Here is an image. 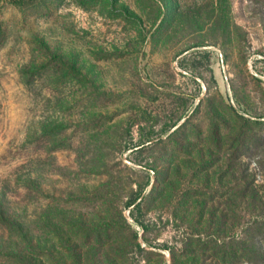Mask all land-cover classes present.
Instances as JSON below:
<instances>
[{
	"label": "rangeland",
	"instance_id": "rangeland-1",
	"mask_svg": "<svg viewBox=\"0 0 264 264\" xmlns=\"http://www.w3.org/2000/svg\"><path fill=\"white\" fill-rule=\"evenodd\" d=\"M257 210L264 0H0V264H221Z\"/></svg>",
	"mask_w": 264,
	"mask_h": 264
},
{
	"label": "trees",
	"instance_id": "trees-1",
	"mask_svg": "<svg viewBox=\"0 0 264 264\" xmlns=\"http://www.w3.org/2000/svg\"><path fill=\"white\" fill-rule=\"evenodd\" d=\"M10 3H18L21 0H9ZM206 50H200L197 52L205 53ZM207 53V52H206ZM209 54H204L208 59ZM35 69H42L43 71L48 68L43 65H35ZM54 71L59 69V67L54 66ZM41 70V71H42ZM48 70V69H47ZM35 83L31 80H25V84ZM59 149V144L56 146L52 145L46 150L47 155H50L51 152L57 151ZM138 206V205H137ZM261 211L255 212L254 218L256 219L249 228L243 231L241 240H229L228 242H223L222 245L216 244L212 241V247L209 249V245H206L203 248H199L200 251L211 250L213 256L217 258L221 264H239L241 261L246 262L247 264H264V247L262 246L261 240L264 241V217L262 216ZM259 218V220H257Z\"/></svg>",
	"mask_w": 264,
	"mask_h": 264
}]
</instances>
